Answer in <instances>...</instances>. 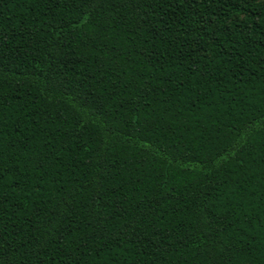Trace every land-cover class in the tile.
Listing matches in <instances>:
<instances>
[{"label": "trees", "instance_id": "16d2710c", "mask_svg": "<svg viewBox=\"0 0 264 264\" xmlns=\"http://www.w3.org/2000/svg\"><path fill=\"white\" fill-rule=\"evenodd\" d=\"M0 264H264V0H0Z\"/></svg>", "mask_w": 264, "mask_h": 264}]
</instances>
